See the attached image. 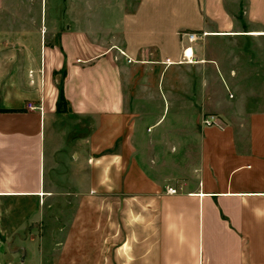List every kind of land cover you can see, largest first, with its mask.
I'll return each mask as SVG.
<instances>
[{
  "label": "crops",
  "instance_id": "obj_1",
  "mask_svg": "<svg viewBox=\"0 0 264 264\" xmlns=\"http://www.w3.org/2000/svg\"><path fill=\"white\" fill-rule=\"evenodd\" d=\"M90 1L0 0V264H264V0Z\"/></svg>",
  "mask_w": 264,
  "mask_h": 264
},
{
  "label": "rangeland",
  "instance_id": "obj_2",
  "mask_svg": "<svg viewBox=\"0 0 264 264\" xmlns=\"http://www.w3.org/2000/svg\"><path fill=\"white\" fill-rule=\"evenodd\" d=\"M11 1H12L11 7H15L14 6L15 0H11ZM137 1L138 0H130V8L131 9H133V7H135ZM81 3H82L83 10H90L91 9V1L90 0H81ZM17 7L23 8V9H33V11H34L33 24L35 27L41 26L42 31H43L42 38H41L42 41L46 37V42L52 43V42H57V36L55 33L51 32V27L54 24H56L58 20H60L63 24V19H65L64 17H65L66 11L68 9H73V7H74V0H17ZM45 8L47 10H49V27L46 26V29H45V26L44 27L42 26L41 17H39V13H41V11H43ZM59 14L61 15V17L58 16ZM47 28H49V29H47ZM192 32H196V31H192ZM190 33H191V31L180 32L179 36L181 38V41L184 42L185 39H188V35ZM37 34L38 33L34 32L33 35H31V34L26 35V36H28L26 38V41L32 45L37 43L39 40V35H37ZM3 41H4L5 46H3L0 49V55L6 59V61L2 65V67L4 70H6V73L8 74L7 79L3 83H5V85L17 84L19 81V78L22 77L23 66L20 64L19 65L13 64L12 62H14L15 59H17V58L19 60H22V58L25 55H27L30 51H36V50L13 48V46H11L12 45L11 41H13V39L11 37H9V35L7 37H4ZM189 43H191V42H189ZM186 49L184 50V56H185ZM185 57H187V56H185ZM12 60H14V61H12ZM30 75L32 76V72H30ZM56 81H57L59 87H61L62 86V74L57 75ZM30 82L32 83L33 80L31 79ZM40 83L42 85H44V74H43V72H41V82ZM252 84L256 87H257V84L260 85L262 92L264 91V81L263 82H252ZM244 85H247V83L246 84L244 83ZM262 94H264V93H262ZM118 201L119 200L115 199L114 200L115 204H118ZM120 216H121V213H117L115 211V218L116 219L118 217L120 218ZM117 226H118L117 220H115L114 233L116 232ZM117 238L114 237V239H113L114 240V247L120 241L119 237H117Z\"/></svg>",
  "mask_w": 264,
  "mask_h": 264
},
{
  "label": "built area",
  "instance_id": "obj_3",
  "mask_svg": "<svg viewBox=\"0 0 264 264\" xmlns=\"http://www.w3.org/2000/svg\"><path fill=\"white\" fill-rule=\"evenodd\" d=\"M205 36H207V32H205V31L191 32L188 35V41L191 43L197 42L199 40H202ZM185 56H187L186 52H185ZM187 57H188V59L190 58L189 56H187ZM28 108L31 110L39 108L42 111V106L40 107V106H37V105L32 104V103H29ZM202 123L206 127L221 126V117L215 113L205 114L202 118ZM167 192L169 194H176V193H178V189L174 188V187H170V188H167Z\"/></svg>",
  "mask_w": 264,
  "mask_h": 264
},
{
  "label": "bare ground",
  "instance_id": "obj_4",
  "mask_svg": "<svg viewBox=\"0 0 264 264\" xmlns=\"http://www.w3.org/2000/svg\"><path fill=\"white\" fill-rule=\"evenodd\" d=\"M219 33H215V35H218ZM251 34H255V35H261V34H263V33H251ZM186 54H187V56H189V57H192L193 55H192V50H191V48L189 47L187 50H186Z\"/></svg>",
  "mask_w": 264,
  "mask_h": 264
},
{
  "label": "trees",
  "instance_id": "obj_5",
  "mask_svg": "<svg viewBox=\"0 0 264 264\" xmlns=\"http://www.w3.org/2000/svg\"><path fill=\"white\" fill-rule=\"evenodd\" d=\"M61 88V102L64 100V97H63V92H62V86L60 87Z\"/></svg>",
  "mask_w": 264,
  "mask_h": 264
}]
</instances>
